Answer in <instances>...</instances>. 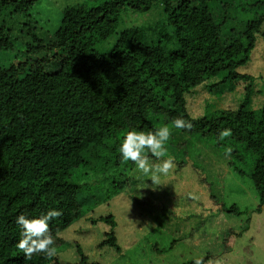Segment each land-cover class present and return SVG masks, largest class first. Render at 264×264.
I'll return each instance as SVG.
<instances>
[{
	"label": "trees",
	"instance_id": "1",
	"mask_svg": "<svg viewBox=\"0 0 264 264\" xmlns=\"http://www.w3.org/2000/svg\"><path fill=\"white\" fill-rule=\"evenodd\" d=\"M37 2L0 0V51L14 53L9 54L15 59L0 65V264H59L60 248L69 243L58 231L82 213L76 211L84 203L78 197L84 184L80 179L102 171L104 151L108 166H123L132 173L135 164L119 155L126 133L154 131L178 117L190 121L191 127L172 130L207 138L216 146L229 142L226 148L234 147L228 154L250 161L249 170H238L251 177L259 198L257 210H264V107L249 108L256 78L238 71L249 61L257 35L264 36V0L78 4L64 9L58 29L46 37L39 35L31 14ZM156 4L163 6V19L145 27H125L110 46L101 47L116 31L115 27L108 35L101 33L108 17L124 9L147 12ZM238 6L252 15L235 27L232 9ZM222 55L223 68L209 73L205 67ZM181 62L194 65L195 72L180 76L176 67ZM211 77L217 81L200 91L224 95L238 83L244 96L237 108L196 115L188 106L189 94ZM144 155L155 161L149 151ZM124 183L122 177L113 188L119 192ZM49 209L61 212L49 223L56 252L25 258L17 247L20 229L15 219L21 213L31 218ZM228 210L240 213L236 207ZM99 221L109 225L99 247L120 253L114 215ZM75 247L80 256L75 264H99Z\"/></svg>",
	"mask_w": 264,
	"mask_h": 264
},
{
	"label": "rangeland",
	"instance_id": "2",
	"mask_svg": "<svg viewBox=\"0 0 264 264\" xmlns=\"http://www.w3.org/2000/svg\"><path fill=\"white\" fill-rule=\"evenodd\" d=\"M105 1L38 0L31 14L39 35L46 37L58 29L67 7L78 4L95 7ZM236 8L232 9L236 22L231 24L235 27V23L252 15L239 6ZM108 18L101 33L108 35L115 27L116 31L100 44L102 48L110 46L125 27H145L163 19V6L156 4L147 12L124 9ZM9 53L12 52L0 51V65L15 60ZM216 56L205 67L209 73H212L210 69L220 72L223 68L226 57ZM176 71L184 78L189 77V72H195V66L181 62ZM238 71L256 78L249 108L264 107L263 35H257L249 61ZM209 80L191 90L190 110L204 115L218 108L239 106L244 96L241 85L237 83L234 90L224 95L212 94L207 92V84L217 79ZM201 88L207 90L200 91ZM227 145L229 142L226 146H216L207 138L172 130L165 155L172 157L174 166L167 176L160 177L162 185L155 189L149 177L136 168L131 173L123 166L117 169L108 166L111 162L108 151H104L102 171L80 179L84 184L78 197L84 203L83 208L76 211L82 213L68 227L58 231L69 243L60 248L59 264H75L80 260L76 245L90 262L99 264H186L195 258L206 259L203 264H264V210H257L259 198L251 177L238 170H249L251 163L247 159L239 160L235 154L226 155ZM233 147L231 145L230 149ZM157 160L155 158L154 162ZM98 166L99 162L95 168ZM122 177L125 183L116 192L113 187H119ZM72 197L69 191L68 200ZM231 207H236L240 213L230 212ZM109 214L114 215L117 223L115 231L122 247L120 253L99 247L109 230V225L99 218ZM157 247L164 252H158Z\"/></svg>",
	"mask_w": 264,
	"mask_h": 264
},
{
	"label": "clouds",
	"instance_id": "3",
	"mask_svg": "<svg viewBox=\"0 0 264 264\" xmlns=\"http://www.w3.org/2000/svg\"><path fill=\"white\" fill-rule=\"evenodd\" d=\"M191 122L178 117L170 121V126L165 125L154 131L144 132L130 129L122 138L119 145V155L123 161H131L135 164L137 171L149 177L155 189L162 185L161 176H167L173 168V159L166 156V144L171 136L172 129H188ZM227 135L225 131L223 133ZM148 150L154 157L158 158L152 162L148 156L144 155ZM231 149L226 150V155ZM153 185H155L153 187ZM58 209H49L39 216L31 217L19 214L15 223L20 229V239L17 241V247L22 250L25 258H31L33 254H43L52 256L56 252L53 235L49 229V223L60 216ZM193 264H201L200 258H195Z\"/></svg>",
	"mask_w": 264,
	"mask_h": 264
}]
</instances>
